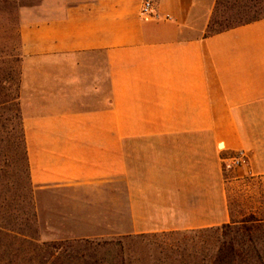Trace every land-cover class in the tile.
Here are the masks:
<instances>
[{
	"label": "crops",
	"instance_id": "1",
	"mask_svg": "<svg viewBox=\"0 0 264 264\" xmlns=\"http://www.w3.org/2000/svg\"><path fill=\"white\" fill-rule=\"evenodd\" d=\"M151 1L150 17L145 0L22 11L31 182L117 196L102 236L222 227L224 164L245 151L240 175L264 176V18L206 35L216 0ZM33 60L54 72L31 75Z\"/></svg>",
	"mask_w": 264,
	"mask_h": 264
},
{
	"label": "rangeland",
	"instance_id": "2",
	"mask_svg": "<svg viewBox=\"0 0 264 264\" xmlns=\"http://www.w3.org/2000/svg\"><path fill=\"white\" fill-rule=\"evenodd\" d=\"M41 1L0 0V264H186L189 260L198 261L188 257L193 243L183 235L172 236L166 232L102 236L106 231L103 214L116 209L117 196L78 195L68 188L38 193L33 186L26 164L21 111L24 58L20 25L23 9ZM252 1L216 0L206 35L226 26L263 18L264 2L255 9L244 7L252 5ZM42 65L36 60L29 62L31 75L38 77L45 75V71L54 72L53 68L44 69ZM227 174V193L237 209L255 204V201L250 202L251 198L261 199L264 185L245 181L251 176L242 177L240 168H232ZM112 214L117 218L115 211ZM9 231L23 233L27 242L14 240ZM197 242L195 239L194 244Z\"/></svg>",
	"mask_w": 264,
	"mask_h": 264
},
{
	"label": "trees",
	"instance_id": "3",
	"mask_svg": "<svg viewBox=\"0 0 264 264\" xmlns=\"http://www.w3.org/2000/svg\"><path fill=\"white\" fill-rule=\"evenodd\" d=\"M263 2V0H253L251 2L252 5L245 4L244 7L255 9ZM260 19L226 26L220 30L212 31L209 35L220 33ZM217 25L218 23H215V26ZM212 26H214V22ZM24 148L29 172L25 137ZM230 169L232 168L224 164L223 172L226 181H228L227 171ZM245 181L249 183L258 182L264 185V176H251L245 178ZM228 200L231 216V222L229 224L216 228L169 233V235L172 236L183 235L189 239V241H192L193 244L188 257L191 259L197 258L199 260L194 262L189 260L186 264H264V193H262L259 201L251 198L250 202L255 201V204H253L254 202L251 205L248 204L245 209H237L230 194H228ZM9 232L8 234L14 240L20 239L27 242L26 236L23 233H16L14 231ZM195 239H198V242L194 244Z\"/></svg>",
	"mask_w": 264,
	"mask_h": 264
},
{
	"label": "built area",
	"instance_id": "4",
	"mask_svg": "<svg viewBox=\"0 0 264 264\" xmlns=\"http://www.w3.org/2000/svg\"><path fill=\"white\" fill-rule=\"evenodd\" d=\"M141 14L143 17H150L153 15V3L151 0H145ZM248 159V154L245 151H239L232 156L226 165L230 168H240Z\"/></svg>",
	"mask_w": 264,
	"mask_h": 264
}]
</instances>
